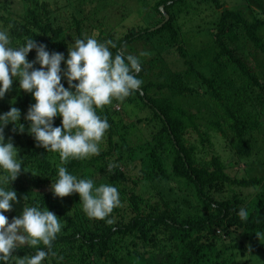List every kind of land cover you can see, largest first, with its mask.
<instances>
[{
	"label": "trees",
	"instance_id": "trees-1",
	"mask_svg": "<svg viewBox=\"0 0 264 264\" xmlns=\"http://www.w3.org/2000/svg\"><path fill=\"white\" fill-rule=\"evenodd\" d=\"M86 1L0 0V28L9 31L12 46L34 39L50 53H63L65 59L76 39L89 37L111 41L113 56L135 55V44L156 49L157 62L140 59V89L97 109L110 127L99 154L85 159L102 174L101 184L118 189L121 205L98 220L83 212L78 194L54 197L50 186L57 179L58 166L53 157L59 164L60 157L38 147L32 156L18 154L25 171L22 167L10 184L19 203L5 213L9 223L25 206L37 205L65 222L53 242L57 255H50L45 264H55L60 256V264H107L114 247L131 249L128 256L133 264H264V140L259 139L264 118V36L260 34L264 20L249 21L222 0H156L152 12L159 18L154 17L153 23L151 15L145 20L147 26L130 25L121 32L106 25L102 30L91 18L97 12L85 10L84 15L76 6L82 2L79 6L84 8ZM195 1L217 12L209 24L214 34L206 74L189 59L176 24L177 15L193 12ZM65 14L68 20L59 18ZM35 56L33 49L27 60L34 61ZM167 58L180 59L182 66L169 69L164 66ZM61 68H66L63 61ZM61 82L68 86L66 78ZM6 95L0 101V114L18 108L19 123L27 129L30 122L24 117L35 100L19 89L18 81ZM118 106L122 112L130 106L136 109V119L126 121L128 112L122 117L114 109ZM60 124L61 118H54V126ZM4 135L17 144H22L21 139L28 144L34 141L11 123ZM219 151L230 156V165ZM78 161L64 165L71 173V168L79 167ZM102 161L105 164L99 167ZM110 161L117 166H110ZM254 170L259 174L255 176ZM242 207L248 210L247 221L237 215ZM34 251L22 247L15 255H34ZM94 259L98 260L93 263Z\"/></svg>",
	"mask_w": 264,
	"mask_h": 264
},
{
	"label": "clouds",
	"instance_id": "clouds-1",
	"mask_svg": "<svg viewBox=\"0 0 264 264\" xmlns=\"http://www.w3.org/2000/svg\"><path fill=\"white\" fill-rule=\"evenodd\" d=\"M110 46L111 41L101 43L93 37L76 39L68 47L65 59L63 53H50L46 45L37 44L34 39L12 46L9 31L0 28V100L14 81L35 100L24 117L30 122L27 129L19 123L18 108L12 106L0 114V264H45L50 255H57L53 242L62 229L57 215L38 205L25 206L9 223L5 213L19 203L10 184L20 175L23 159L17 158L19 150L11 138L5 142V127L11 123L20 132L27 131L38 147L47 153H58L62 165L98 155L100 142L110 125L97 114V109L114 100L122 101L143 83L137 78L142 71L140 58L122 52L113 56ZM33 49L35 60L29 62L27 56ZM144 55L147 53H140ZM62 61L66 65L63 70ZM36 64L39 68L34 67ZM62 78H66L67 87ZM56 117L61 118L60 126H54ZM50 188L58 198L78 194L83 212L93 219L104 220L121 205L115 186H95L92 179L78 178L64 166L58 167L57 179ZM237 215L242 221L249 219L244 207ZM22 247L35 249V254L15 255Z\"/></svg>",
	"mask_w": 264,
	"mask_h": 264
},
{
	"label": "rangeland",
	"instance_id": "rangeland-1",
	"mask_svg": "<svg viewBox=\"0 0 264 264\" xmlns=\"http://www.w3.org/2000/svg\"><path fill=\"white\" fill-rule=\"evenodd\" d=\"M62 4H64L63 1L60 0ZM156 0H149V3H143L141 1H135V0H111L108 1V4L105 2L103 4H100L96 6L94 3L96 0H88L86 1V6L84 2V8L82 6L83 3L79 2L76 3V6L79 9H83L84 15L85 10L91 11V12H97V16H91L92 19H97L93 24L97 27H101L102 30H105L104 28L106 25L113 27L114 31H121L124 32L126 30L127 26L135 25V26H147L149 23L145 20L151 16L150 23H153L155 21V18H159L158 15H156L154 12H152L153 4ZM92 2V3H90ZM196 2H193L194 8H192L193 12H189L188 16L185 17L184 13H181L177 15L176 18V24L181 27L180 34L184 41V48L186 50V53L189 55V59L191 62H194V65L196 68L201 71V73L206 74L205 67L208 66V63L211 61V47L210 42L213 40V34L214 30L209 26V24L214 22L217 17V12L214 11V9L210 6L204 7L196 5ZM223 3L226 4L227 7L241 12L243 15L245 14L249 21L256 22V20H264V0H222ZM131 5L130 8H126L125 6ZM64 14L65 12L62 11ZM68 17L66 14L65 16L59 17L60 19L64 20ZM124 19V22L122 20ZM68 20V19H67ZM153 20V21H152ZM260 34L264 36V27L260 30ZM132 48H135L136 53L134 54L138 56L140 59H144L146 61L155 59L157 62V58L160 57L155 51L156 49L152 45H147L146 43L142 44H135L132 46ZM140 53H147V55L140 56ZM162 53V52H161ZM192 57V58H191ZM169 65V69H172L173 71L177 68H180L182 66V61L180 59L177 60H164V66ZM155 80V79H153ZM9 94V93H8ZM8 98H11L10 95H6ZM6 96L3 98L5 99ZM2 99V100H3ZM1 101V100H0ZM116 112H122L120 106L114 108ZM127 112L129 114V119L125 118L126 121L130 122L132 120L136 119V109L133 110V107L131 106L127 109ZM127 112H122V117H125ZM137 115V114H136ZM263 121V127L262 131L259 133V139L260 142L264 140V118ZM144 126V124H143ZM134 138H131V143L135 144L136 141L133 140ZM9 140V136H5V142ZM22 144H17L16 141H12L14 147H16L19 151L18 154H25L32 156L34 152L38 149L37 143L34 140L32 144L26 143L25 139H21ZM221 156L224 158L226 163L230 165L232 163V160L230 158H227L229 156L225 152L219 151ZM223 153V154H222ZM256 154V153H255ZM257 155L253 156L254 158ZM260 157V155L258 154ZM230 157V156H229ZM54 164L58 167L65 165L57 163L55 158L53 157ZM87 161V160H86ZM83 160H79V167L74 169L71 168V174L73 173L78 178L83 179H92L94 181L95 186H99L100 178H102V174L97 170V168L92 165L89 161V164ZM105 161H102L98 164V166H104ZM243 163H240V167L243 168ZM110 166H117L115 162L110 161ZM254 175L256 176L259 174V171H252ZM247 176V175H246ZM11 186V185H10ZM40 191H46L43 190H35V192ZM255 194V193H254ZM253 194V195H254ZM34 197V196H33ZM69 202V199H68ZM65 222H61V224H64ZM116 244V242H115ZM125 246V245H123ZM120 248L115 250V247L110 251L111 252V258H108L107 264H133L132 260L130 262V257L128 256L132 250L127 249L126 247L122 248V251ZM76 254V252H74ZM140 255L143 254V251L140 250ZM150 257V256H145ZM98 259H94L93 263L96 262ZM55 264H60L59 261H57Z\"/></svg>",
	"mask_w": 264,
	"mask_h": 264
},
{
	"label": "water",
	"instance_id": "water-1",
	"mask_svg": "<svg viewBox=\"0 0 264 264\" xmlns=\"http://www.w3.org/2000/svg\"><path fill=\"white\" fill-rule=\"evenodd\" d=\"M160 11L162 12L163 11V8L162 7H160ZM168 19V16L167 15H165V21ZM159 27H161V25H159L157 28H159ZM156 28V29H157Z\"/></svg>",
	"mask_w": 264,
	"mask_h": 264
}]
</instances>
